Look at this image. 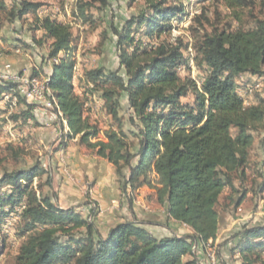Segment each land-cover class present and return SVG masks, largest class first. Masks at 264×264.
<instances>
[{"label": "trees", "instance_id": "trees-1", "mask_svg": "<svg viewBox=\"0 0 264 264\" xmlns=\"http://www.w3.org/2000/svg\"><path fill=\"white\" fill-rule=\"evenodd\" d=\"M178 1L150 0L147 12L129 20L121 31L115 30L120 66L126 76L104 66L85 70L78 81L83 91L78 93L72 25L50 16L40 19L41 2L11 0L10 7L7 0H0V11L6 12L10 21L33 13L44 39L52 40L49 56L57 62L48 75L51 103L69 127L59 148L79 137L81 144L115 165L125 189L155 188L169 219L193 231L186 236L158 238L144 225L126 220L103 235L94 220V209L85 217L75 207L59 206L41 185L33 186L34 180L46 173L37 163L0 177L1 210L9 204L16 207L27 198L21 214L22 234L27 239L15 264H199L195 244L206 249L217 239L224 192L230 189L229 204L236 208L250 194L244 188L236 198V179L247 176L253 131L264 126V100L247 106L237 81L244 74L264 76V16L256 17L255 27L247 29L240 23L241 13L252 7L253 0H217L234 14L237 26L223 25L222 13L216 12L212 18L203 8L193 18L197 40L190 48L192 58L188 54L191 43H184L181 37L153 46L136 43L134 26L144 27L146 35L153 38L171 33L173 18H187L189 5ZM96 3L107 6L109 0H82L73 16L90 22L88 12ZM191 60L204 71L201 81L180 72L189 71ZM11 92L18 96V107H25V123L36 119V105L24 101L17 84L0 81V97ZM95 94L111 119V127L103 132L105 140L99 138V124L86 114ZM190 94L193 102H183ZM124 95L131 112L128 120L134 126L131 129L126 128L122 116ZM154 174L158 186L153 184ZM259 174L264 176V171ZM48 185H52L51 178ZM5 186L11 188L2 193ZM255 186L258 191L254 189V194L264 193V180ZM233 238L236 242L230 252L241 255V264H264V224L246 223Z\"/></svg>", "mask_w": 264, "mask_h": 264}, {"label": "rangeland", "instance_id": "rangeland-1", "mask_svg": "<svg viewBox=\"0 0 264 264\" xmlns=\"http://www.w3.org/2000/svg\"><path fill=\"white\" fill-rule=\"evenodd\" d=\"M32 1L42 3L38 11L40 19L50 16L57 18L63 23H69L73 27L75 39L72 43V48L74 49L73 53L77 61L75 68L76 90L79 89L80 93L83 91L79 82L77 84V80L79 81L83 77L85 70L95 67L104 66L109 70H120L121 74L126 76L125 69L120 66L116 46L118 35L115 33V30L121 31L129 20L137 19L143 12H147L150 9V0H109L107 6L96 3L89 9L88 14L91 20L88 23H83L78 16L75 17L72 13L82 0ZM253 1L252 7L241 13L242 21L240 23L247 29L255 27L256 17L264 16V0ZM180 2L182 4L188 3L189 15L183 21L173 18L170 21L172 26L171 33H164L161 36L155 35L151 38L146 35L144 27L141 29L138 26H134L132 30L136 43L142 47L147 45L153 46L175 36L181 37L184 43H191L188 49L189 57H191L190 48H192L193 43L197 40L195 38V31L193 30L195 27H193L194 16L191 17L192 10L199 13L203 11V8H206L209 16L212 18H215L216 12H220L222 13L221 21L223 25L226 23L235 26L239 25L238 21L235 20L234 14L217 0H200L199 5H196L198 2L195 3V0H180ZM7 3L11 7L13 2L7 0ZM176 3H179V1L170 0L169 4ZM36 20V15L29 13L23 19H17L12 22L8 19L6 12L0 11V55L2 58L15 57L17 59H26L24 62H28L30 69L28 73L34 74V72H37L39 76H48L52 71L54 63V60L49 56L52 40L44 39V31L38 29ZM131 50L133 49L131 48ZM192 52H195L194 48ZM6 64L0 61V66ZM180 72L183 76L190 75L198 81H201L200 77L204 75L203 69H199L195 61L193 67L190 65L189 71L180 69ZM237 82L239 93L245 99L247 106L259 104L264 100V76L258 77L244 74L238 78ZM92 98L93 102L91 103L90 101L88 103L87 108L89 111L87 113L90 110L91 112L97 110V116L91 117V120L97 122L102 131L107 130L111 127V119L110 117L107 118L105 111L102 110L103 104L99 95L95 94ZM193 100L194 96L190 94L187 98L183 99V102L190 103ZM0 101H2V96L0 97ZM122 102L125 107V111L122 112L125 126L127 129L134 128L128 120L131 112L128 108L126 95L122 96ZM23 110H25L24 106H19L17 109L11 111L4 103L0 104V177L6 173L23 170L41 163L46 173L37 177L34 180L33 186L38 187L41 185L43 192H51L53 190V176L51 168L48 166V156L50 153L58 150L59 145L53 143L50 148L41 146L36 132L28 122L25 123V119L22 116ZM31 121L35 126L38 124L36 119ZM253 134L255 139L251 150L250 166L247 167V176L244 177V180L240 176L236 179V185L239 189L236 198L240 196L244 188H247L250 194H248L242 205L236 208L234 205L229 204L228 196L231 191L227 189L219 205L221 219H224L229 211H233L235 215L244 213L249 216L248 219L250 221L260 218L257 212L259 208L264 206V193L254 194L253 190L256 189L258 191V188L255 186L256 183H262L264 180V176H260L259 174L264 171V126H260L254 130ZM130 138L131 140H135L134 137ZM49 178L52 179V185H48ZM10 188V186H5L2 193L8 192ZM26 200L27 198L23 197L16 207L9 204L2 210L0 209L3 212L0 213V264H15L20 247L27 239V235L22 234L21 228V214L26 206ZM56 203L59 205L57 201ZM76 209L80 213H83L81 209ZM93 209L97 215L98 207L94 203H92ZM87 217H90V214ZM65 238L68 239L67 236ZM65 238L64 241L66 240Z\"/></svg>", "mask_w": 264, "mask_h": 264}, {"label": "crops", "instance_id": "crops-1", "mask_svg": "<svg viewBox=\"0 0 264 264\" xmlns=\"http://www.w3.org/2000/svg\"><path fill=\"white\" fill-rule=\"evenodd\" d=\"M0 61L7 63L6 65L12 64L17 70L30 71L28 62H24L26 59L2 58L0 55ZM76 91L80 93L79 89ZM34 112L38 124L33 125L31 120L28 123L36 132L41 146L50 148L53 143L59 145L63 133L69 132L68 124L54 118L50 112L44 109L36 108ZM86 114L95 117L98 111L93 110ZM105 115L109 118L107 114ZM103 132L99 137L101 140H105ZM48 166L51 168L53 176V192L51 191V193L54 195V199L62 208L81 209L85 217L90 214L92 203L96 204L98 211L94 220L103 235L118 223L126 220L144 225L158 238L174 235L186 236L193 232L189 226L169 219L166 208L157 200L155 188L146 185L134 192L129 188L125 189L117 177L115 165L81 144L79 137L68 141L66 147L50 153ZM157 181L158 178L154 174V186H158ZM257 214L260 215L261 220L258 218L250 221L246 214L235 215L233 211H229L228 215L221 219L219 233L214 241L218 246L221 264L242 263L240 254L230 252V248L236 242L233 235L246 223L264 224V216H261L264 215V206L259 208ZM200 255L206 256L205 250L201 246Z\"/></svg>", "mask_w": 264, "mask_h": 264}, {"label": "built area", "instance_id": "built-area-1", "mask_svg": "<svg viewBox=\"0 0 264 264\" xmlns=\"http://www.w3.org/2000/svg\"><path fill=\"white\" fill-rule=\"evenodd\" d=\"M199 1L196 5H199ZM0 80L16 81L17 89L27 87L28 99L24 101L28 104H35L36 108H43L45 111L50 112L54 118L58 119L51 103V96L47 92V83H40L39 75L17 70L12 64L2 65L0 66ZM195 254L199 259V264H221L220 257L213 256V253H209L208 256H201L198 244H195Z\"/></svg>", "mask_w": 264, "mask_h": 264}, {"label": "bare ground", "instance_id": "bare-ground-1", "mask_svg": "<svg viewBox=\"0 0 264 264\" xmlns=\"http://www.w3.org/2000/svg\"><path fill=\"white\" fill-rule=\"evenodd\" d=\"M188 2V1H187ZM188 4V3H187ZM193 5V4H192ZM193 8V7H192ZM189 9V8H188ZM191 11V10H190ZM196 14H198V11L194 12L193 10L191 11V17L195 16ZM189 15V14H188ZM192 58V53H191V57ZM193 61L194 60H191V66L193 67ZM54 62H57V59L54 60ZM1 82L5 83V82H14L17 84L16 81H6V80H0ZM40 83H47V92L48 94H52L50 92V89H49V76H40ZM20 91L22 93V95L24 96V98L27 100L28 99V92H27V87H22L20 88ZM56 100V99H55ZM0 102H4L5 105H7L9 107V109L11 111L15 110L18 108V104H19V100H18V96L14 93V92H11L9 94H5L3 97H2V101ZM1 104V103H0ZM6 108V107H5ZM13 113V112H12ZM11 113V114H12ZM55 114H56V117L62 121H64V117H63V114L61 113L60 110H57L55 111ZM65 123V121H64ZM63 124V123H62ZM67 131V130H66ZM62 151V150H61ZM205 250V255L208 256L209 253H213V256H218V249H217V246L212 242L210 241L207 245H206V249Z\"/></svg>", "mask_w": 264, "mask_h": 264}]
</instances>
